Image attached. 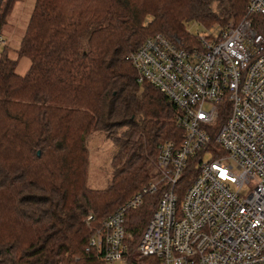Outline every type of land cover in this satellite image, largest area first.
<instances>
[{
  "label": "trees",
  "instance_id": "trees-1",
  "mask_svg": "<svg viewBox=\"0 0 264 264\" xmlns=\"http://www.w3.org/2000/svg\"><path fill=\"white\" fill-rule=\"evenodd\" d=\"M16 1L0 0V36ZM246 3L34 0L18 47L28 69L18 73L5 47L0 54V264H99L85 250L87 214L99 222L126 201L149 180L158 143L181 136L173 104L152 83L137 81L126 55L156 31L195 41L185 28L190 20L237 23ZM255 18L264 32V17ZM93 131L114 143L104 188L87 184L86 134ZM196 174L188 161L179 196ZM158 195L128 211L135 238ZM147 259L142 263L158 264Z\"/></svg>",
  "mask_w": 264,
  "mask_h": 264
},
{
  "label": "built area",
  "instance_id": "built-area-1",
  "mask_svg": "<svg viewBox=\"0 0 264 264\" xmlns=\"http://www.w3.org/2000/svg\"><path fill=\"white\" fill-rule=\"evenodd\" d=\"M256 15L264 17V0H247L241 20L206 27L195 41L156 31L126 55L137 81L173 104L181 136L158 143L149 180L126 201L99 222L87 214L85 250L99 264L148 256L158 264H264V32ZM190 160L197 174L179 196ZM151 194L158 199L132 255L127 214Z\"/></svg>",
  "mask_w": 264,
  "mask_h": 264
},
{
  "label": "rangeland",
  "instance_id": "rangeland-1",
  "mask_svg": "<svg viewBox=\"0 0 264 264\" xmlns=\"http://www.w3.org/2000/svg\"><path fill=\"white\" fill-rule=\"evenodd\" d=\"M33 4L34 0L16 1L1 28V35L7 41V53L10 57L16 59L15 70L18 73H24L30 65L29 57L20 54L18 52V47ZM215 25L216 24L211 26L207 25V27H214ZM185 28L186 31L188 28L194 35L206 31V27L195 20L188 21ZM165 34L172 36L174 35V32H168ZM4 44L5 42L0 44V54L5 47ZM86 141L89 149L87 184L94 188H104L108 184L112 172L111 155L114 150V143L111 138L99 131H93L86 134ZM154 206L155 203L150 202L148 208H154ZM130 232L132 235L130 238L131 254L134 255V249L140 236L139 238H135L134 232L131 229Z\"/></svg>",
  "mask_w": 264,
  "mask_h": 264
},
{
  "label": "crops",
  "instance_id": "crops-1",
  "mask_svg": "<svg viewBox=\"0 0 264 264\" xmlns=\"http://www.w3.org/2000/svg\"><path fill=\"white\" fill-rule=\"evenodd\" d=\"M5 40V39H4ZM4 46H5V48H6V46H7V41L5 40V44H4ZM7 49V48H6ZM8 50V49H7Z\"/></svg>",
  "mask_w": 264,
  "mask_h": 264
},
{
  "label": "water",
  "instance_id": "water-1",
  "mask_svg": "<svg viewBox=\"0 0 264 264\" xmlns=\"http://www.w3.org/2000/svg\"><path fill=\"white\" fill-rule=\"evenodd\" d=\"M37 153H39V151H37Z\"/></svg>",
  "mask_w": 264,
  "mask_h": 264
}]
</instances>
